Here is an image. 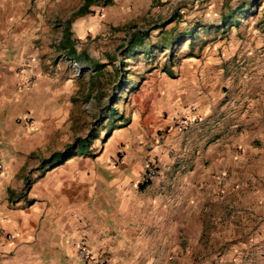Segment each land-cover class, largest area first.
Listing matches in <instances>:
<instances>
[{"label": "crops", "instance_id": "0c3cea01", "mask_svg": "<svg viewBox=\"0 0 264 264\" xmlns=\"http://www.w3.org/2000/svg\"><path fill=\"white\" fill-rule=\"evenodd\" d=\"M225 48L220 51L222 58ZM44 50L15 51L7 41L0 44V163L4 167L0 264H94L79 258L82 249L110 264H166L175 246L178 252L189 253L190 238H196L201 264L204 237L212 225L217 232L229 227L235 235L242 231L239 226L248 223L257 227L250 238L260 232L262 239L255 249L264 254V149H254V143L262 140V124L255 132L258 125L249 117L245 102H227V93L211 102L205 96V80L201 87L199 82L190 87L164 80L158 96L164 97L171 118L189 113L191 106H184L196 92L189 88H196L203 94L197 100L205 124L183 133L157 122L156 129H169L166 138L157 130L154 135L149 129L129 135L122 128L113 129L106 146L93 152L87 144L92 142L74 135L70 127L78 78L71 62L83 65L57 54L55 47ZM71 54L78 57L75 51ZM185 89L186 95L179 93ZM26 117L32 124L24 123ZM146 135L153 138L148 141L150 151L141 147ZM77 141L87 145L85 150L78 148ZM57 154L62 160L54 162ZM251 156L259 161L249 160ZM191 158L193 163L187 165ZM151 163L156 164L158 175L141 187ZM258 164V181L242 184L237 173L244 166L246 172H253L251 166L256 169ZM224 170L231 179L220 184L215 175ZM256 185L257 193L253 192ZM237 242L229 246L233 254L247 251ZM217 249L215 244L212 251Z\"/></svg>", "mask_w": 264, "mask_h": 264}, {"label": "rangeland", "instance_id": "374dc122", "mask_svg": "<svg viewBox=\"0 0 264 264\" xmlns=\"http://www.w3.org/2000/svg\"><path fill=\"white\" fill-rule=\"evenodd\" d=\"M82 5L83 0H0V44L7 41L15 51L43 47L47 52L55 47L57 54L71 56L83 65L75 83L70 127L74 135L92 142H87L90 150L104 148L111 131L119 128L129 135L140 129H149L154 135L157 130V134L166 138L169 129L164 131L155 126L163 121L170 127L173 119L166 110L164 97H159L164 80L180 86L189 83L190 87L198 82L201 87L205 80V96L211 102L220 93H227L225 98L232 104L245 102L249 117L258 125L254 131L258 132L262 124V140L254 143V149H264V0H173L172 3L118 0L110 8H101V3L90 6L87 15L74 19L72 15ZM131 37L133 43L129 41ZM164 41L171 43L166 49L162 48ZM224 48L222 58L220 51ZM231 50L237 51L231 54ZM72 51L78 57L72 56ZM131 53L134 55L129 58ZM203 69L205 76L201 74ZM189 89L196 92H192L184 107L195 108L200 123L185 132H193L204 123L197 100L203 94L196 88ZM186 91L179 93L186 95ZM146 136L145 141H140L141 147L145 145L150 151L148 141L153 138ZM52 160L61 161L62 155L57 154ZM249 160L259 158L251 156ZM186 163L191 165L193 159H187ZM256 166V169L251 166L253 172H246L244 166L237 173L242 184L252 179L258 181L261 164ZM215 177L224 184L231 174L224 170ZM255 187L253 192L257 193L259 185ZM219 190L221 194L225 192ZM230 209L234 213L233 207ZM256 228L248 223L239 226L242 231L233 235L229 227L222 226L217 232L212 225L204 237L201 264H264V254L255 249L262 239L260 232L258 237L250 238ZM195 240L190 238L193 247L189 253H180L175 246L171 259L164 262L200 264ZM235 240L245 245L247 251L233 254L235 251L229 246L235 245ZM215 244L218 249L212 251ZM249 244L254 246L248 249Z\"/></svg>", "mask_w": 264, "mask_h": 264}, {"label": "built area", "instance_id": "2783aa9c", "mask_svg": "<svg viewBox=\"0 0 264 264\" xmlns=\"http://www.w3.org/2000/svg\"><path fill=\"white\" fill-rule=\"evenodd\" d=\"M71 67L76 76H79L83 72V69H84L82 66L78 65L74 61L71 62ZM24 123L32 124V119L26 117L24 119ZM198 123H200V117L195 114V108H191L188 114L183 115L182 117L173 118L171 120L170 127L180 132H185L189 130L190 128H192L193 126L197 125ZM3 170H4L3 164L0 163V175L2 174ZM157 175H158V168L156 164L151 163L147 165L144 176H143L142 185L149 184L152 180H154L157 177ZM78 256L80 259H83L84 261L88 263L110 264L105 261L95 260L93 255L85 249L80 250L78 253Z\"/></svg>", "mask_w": 264, "mask_h": 264}, {"label": "trees", "instance_id": "16d2710c", "mask_svg": "<svg viewBox=\"0 0 264 264\" xmlns=\"http://www.w3.org/2000/svg\"><path fill=\"white\" fill-rule=\"evenodd\" d=\"M111 1L112 0H83V5L80 7V9L72 17H80V16L86 14L88 12V8L90 6H93V5L98 6L101 3L102 7L103 6L106 7V6L111 4ZM239 12H241V10H239ZM186 37L187 36H185V38ZM129 41L133 43L132 37L130 38ZM170 45H171V43H167L166 41H164V45L162 46V48L166 49V47L170 46ZM133 55H134L133 53L129 54V58L132 57ZM96 68H98V67H96ZM86 147H87V145L82 143V145H81L82 151L85 150ZM64 159H67V156H65ZM141 187H143V185Z\"/></svg>", "mask_w": 264, "mask_h": 264}]
</instances>
